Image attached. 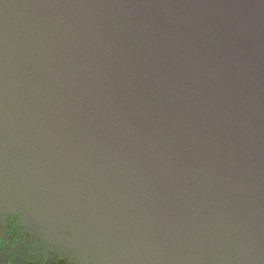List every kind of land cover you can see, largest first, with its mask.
I'll use <instances>...</instances> for the list:
<instances>
[{
    "label": "water",
    "instance_id": "95a60500",
    "mask_svg": "<svg viewBox=\"0 0 264 264\" xmlns=\"http://www.w3.org/2000/svg\"><path fill=\"white\" fill-rule=\"evenodd\" d=\"M9 213L85 264H264V0H0Z\"/></svg>",
    "mask_w": 264,
    "mask_h": 264
},
{
    "label": "flooded vegetation",
    "instance_id": "af4514ba",
    "mask_svg": "<svg viewBox=\"0 0 264 264\" xmlns=\"http://www.w3.org/2000/svg\"><path fill=\"white\" fill-rule=\"evenodd\" d=\"M41 232L25 224L20 214L0 215V264H85L64 255Z\"/></svg>",
    "mask_w": 264,
    "mask_h": 264
}]
</instances>
